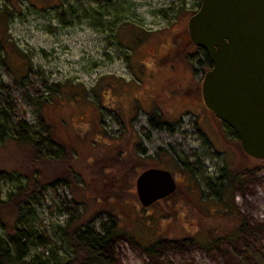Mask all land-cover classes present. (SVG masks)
Returning a JSON list of instances; mask_svg holds the SVG:
<instances>
[{"label": "rangeland", "instance_id": "obj_1", "mask_svg": "<svg viewBox=\"0 0 264 264\" xmlns=\"http://www.w3.org/2000/svg\"><path fill=\"white\" fill-rule=\"evenodd\" d=\"M200 3L0 0V103L7 118L25 119L47 134L31 102L50 94L39 75L64 89L47 107V119L56 140L67 146L65 166L78 184L42 191L41 203L23 217L64 257L69 253L59 226L84 211L96 228L110 214L116 220L119 235L108 253L114 264H264V238L229 242L223 237L225 222L217 217L231 193L237 212L264 223V162L246 154L231 128L219 123L215 129L193 91H184L185 85L202 83L206 71L197 63L201 50L185 38ZM62 12L70 14V23L61 20ZM168 38L180 40L177 55L162 52ZM27 67L31 71L22 79ZM152 114L168 120L164 129L151 125ZM197 126L209 140L202 142ZM8 157L6 169L32 172L26 151H9ZM245 165L259 170L248 172ZM145 166L168 169L178 182L172 198L148 208L139 202L131 172ZM237 173L224 202L215 203L206 180ZM111 176L130 185L129 191L111 198L110 186L100 182ZM94 181L101 184L90 190L88 184H98ZM17 184L15 178L0 177V198ZM103 195V203L93 199ZM151 245L153 252L145 250ZM35 251L49 254L45 247Z\"/></svg>", "mask_w": 264, "mask_h": 264}, {"label": "trees", "instance_id": "obj_2", "mask_svg": "<svg viewBox=\"0 0 264 264\" xmlns=\"http://www.w3.org/2000/svg\"><path fill=\"white\" fill-rule=\"evenodd\" d=\"M200 5L201 3L199 8ZM59 17L65 24L70 23V14L62 12ZM199 49H201V55L197 63L205 70L211 69L212 62L209 55L204 49ZM29 71H31V68L27 67L26 72L21 74V78H27ZM39 76L50 94L49 97L42 98L38 102H33V100L31 102L41 122L45 124L47 134H43L34 128L25 119H18L16 122L10 121L7 118L6 109L0 103V177L15 178L18 181L16 187L9 192L6 198H0V228L4 231H0V264H114L108 253L114 246L119 230L116 226V220L108 209L97 207L98 210L104 209L110 214L107 216V220L102 222L100 228L91 225L92 219H85L84 211L73 215L64 225L59 226L63 248L69 253L68 257H64L59 252L60 248L50 240L47 234L23 218L26 214L31 213L36 205L41 203L40 194L42 191L60 184L70 187L78 184V181L75 180V173L69 166H65V163H67V146L56 140L47 119V107L61 94H64V89L60 83L48 84L42 74ZM2 91L3 84L0 80V97ZM151 117L150 123L153 126L161 127L163 125L161 117L160 121L158 120V114H152ZM228 127L231 128L230 126ZM234 134L238 137L235 131ZM146 135L148 134L146 133ZM12 150L26 151L31 165L34 166L32 172L28 171V173H25L18 170H8L3 167L8 163V152ZM250 158L256 162H264V159ZM128 161L125 160V163H128ZM40 164L42 167H48L52 175L46 176L41 172ZM150 167L153 166L142 167L143 169L139 172L135 168L131 169V172H135L134 179L136 180L141 172ZM243 168V170L251 173L259 170L257 165H245ZM238 179L239 174L237 173L232 178L222 174L217 176L214 181L206 180L208 187L215 193L213 201L215 203H223L225 191L227 189L231 190L232 185ZM115 180L111 176L108 178L103 177L100 181L110 186L111 198L121 197L125 192L129 191L127 189L131 188L130 185L126 188L119 180ZM100 182L98 181L96 185L95 183H90L87 186L92 190L97 186L99 187ZM102 187V189L106 188ZM84 189L86 190L87 188L84 187ZM177 191L178 188L173 194L163 200H169ZM93 199L97 200L98 204L105 201L104 195ZM227 200V203H223V212L220 216H217L225 222L223 237L225 236L224 238L229 242L242 239H255L258 241L264 238V223L252 222L244 213L237 212V208L232 204L233 195L231 193ZM97 215L98 213L92 218L95 219ZM39 247L48 248L49 254L37 251L31 253L32 248ZM153 249V245L145 248V250L150 252H153Z\"/></svg>", "mask_w": 264, "mask_h": 264}, {"label": "water", "instance_id": "obj_3", "mask_svg": "<svg viewBox=\"0 0 264 264\" xmlns=\"http://www.w3.org/2000/svg\"><path fill=\"white\" fill-rule=\"evenodd\" d=\"M188 31L212 62L202 81L206 106L238 134L247 155L264 159V0H201ZM135 186L148 208L178 184L168 169L150 167Z\"/></svg>", "mask_w": 264, "mask_h": 264}, {"label": "flooded vegetation", "instance_id": "obj_4", "mask_svg": "<svg viewBox=\"0 0 264 264\" xmlns=\"http://www.w3.org/2000/svg\"><path fill=\"white\" fill-rule=\"evenodd\" d=\"M183 1V0H182ZM189 32V31H188ZM185 34V33H184ZM185 38H186V42H190L192 45H194L198 50H199V48L200 47H198V46H196L194 43H193V41L191 40V38H190V35H189V33H188V37H186V34H185ZM180 43V40L178 39V38H176L175 39V41L174 40H172V38H168L166 41H165V44H164V46H163V49H162V52L164 53V54H169V55H177L178 54V52H179V48L177 47L178 46V44ZM201 50V49H200ZM206 71H208V70H206ZM206 71H205V73H206ZM204 73V74H205ZM184 85V84H183ZM192 90L193 91V93H194V95H195V97L197 98V101H198V103H200L201 105H202V107H203V109H204V113H206V115L208 116V117H210V121L212 122V124H213V127H215V129H219V123L220 124H223V125H226L227 126V124H225L216 114H215V112L214 111H212L211 109H209L207 106H206V104H205V102H204V99H203V95H202V83H200V82H198V81H194V82H192V85H190V86H187V85H185V89H184V91L185 90ZM188 94V93H187ZM167 121L168 120H164L163 121V125L161 126V127H158V126H154L155 128H157V129H159V128H161V129H164L165 128V125L167 124ZM200 123L201 122H197V121H195V124L196 125H200ZM152 125V124H151ZM153 126V125H152ZM171 130V129H170ZM172 130H174V129H172ZM197 130L198 131H200L201 133V140H202V142L204 143V142H206L207 140H209L208 139V136L206 135V136H204L205 135V133L203 132V129L202 128H200L199 126H197ZM221 132V131H220ZM203 136V137H202ZM236 137H237V135H235ZM238 139H239V137H237ZM153 167H155V166H153ZM177 181V180H176ZM177 184H178V182H177ZM178 188V187H177Z\"/></svg>", "mask_w": 264, "mask_h": 264}]
</instances>
